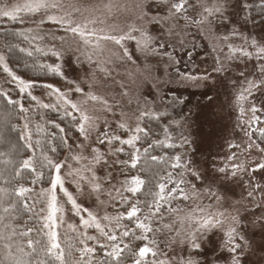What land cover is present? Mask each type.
Returning <instances> with one entry per match:
<instances>
[{"label": "snow or ice", "instance_id": "6c2138e0", "mask_svg": "<svg viewBox=\"0 0 264 264\" xmlns=\"http://www.w3.org/2000/svg\"><path fill=\"white\" fill-rule=\"evenodd\" d=\"M155 3L157 6L169 5V15L162 18L149 17L150 0H136L135 7L140 13L139 19L146 20L147 23L167 25L168 21L177 19V13L186 12L189 6L194 11L197 8L202 10L198 19L188 15H184L182 19L185 22L184 27L191 22L213 37V51L217 53L212 69L215 77L212 74H205L184 76L182 79L208 87L209 81L215 85L220 82L219 76L233 73L232 84L235 89L233 108L240 114L238 121L240 131L250 138L252 133L245 125L250 127L251 124L260 121L257 113L264 110V102L259 107L254 102L257 94L264 96V36L242 37L243 43L236 46L229 40V36L215 33L213 19L224 17L227 0H214L212 3H209V0H195L194 4L192 0H181L180 3L155 0ZM104 8L108 9L110 14L111 5H104ZM52 9L63 12V15L57 17L49 14V10ZM41 10H44V15L41 16L38 27L46 23V17L47 21L61 26L62 30L70 33L73 38L78 36L83 39L86 30L87 35H95L96 29H88V24L105 23V20L98 17L84 24L78 22L74 19L73 13L81 12V9L73 3V0H65L63 3L61 0H26L24 4L14 8L0 9V18L22 21L19 13L36 14ZM180 27L178 23H172L166 30L170 35L179 36L175 29ZM100 32L103 34L91 54L82 53L88 55L89 60L92 59V55L99 57L105 51L109 53L106 59H98V65L110 62L113 57L131 59L123 43L125 40H135L137 49L146 56L158 54L157 49L152 46L156 37L149 33L147 27H132L118 35L109 34L102 28ZM135 32L140 33L139 37L133 34ZM49 35L53 40L57 39L55 33ZM232 35L240 34L233 30ZM100 41L111 42L117 46V49H105ZM73 42L74 40L60 38V47L67 46L66 50L69 51L79 50V46L73 49ZM84 43L87 44L88 41L84 40ZM179 43L183 45L184 41L179 40ZM8 47L12 46L8 45ZM160 47L165 48L167 45L161 44ZM225 48L229 50L228 55L224 54ZM54 49L55 45L49 51L52 56L59 58L60 52ZM35 51L40 52L41 49L36 48ZM47 54L44 53L45 56ZM27 55L31 57L32 52H27ZM249 62H253L250 68ZM33 66L37 73L60 75L59 65L53 66L34 61ZM0 69L7 74L10 82L16 84L17 94L20 96V99H13L9 92L0 88V98H3L13 110L12 113L6 112L0 119V144L7 145L6 151H0V251L3 253V264H126V257L130 259L131 264H144L143 258L146 255L151 253L156 256L159 249L153 250L152 247L140 246L134 242L147 240L148 233L161 231L152 224L161 213L162 202L167 203L175 199L176 193L185 200L189 198V192H186L181 185L191 184L190 193L197 194L196 184L186 178L185 172L196 180L201 179L197 171L190 167L186 168L181 163L182 155L168 158L151 154V150L156 147L168 149L183 146V144L165 142L173 140L168 127L163 129L165 140L149 139L151 129L142 126L141 121L144 118L158 119L163 117L164 113L148 106L147 101H144V107H140L138 103L131 114L124 108L117 113L107 100L91 93L74 102L67 93L52 82L42 81L38 76L22 78L16 75L9 68L2 54H0ZM100 70L103 72L104 68L101 67ZM36 88L41 90V95L48 97L47 102L34 94L33 90ZM81 91L79 86L74 88L76 93ZM122 95L127 96V93ZM25 98L30 101L29 106L23 103ZM89 100L98 101L102 107L90 112L85 106ZM128 103L131 104V101L129 100ZM37 109L61 113L58 117L60 120L70 118L74 133L62 127L60 123H56L55 117L46 118L43 113L40 115V120L33 121L29 114ZM108 113L113 116L112 123L109 122ZM13 119L17 122L13 123ZM5 129L18 132V139L23 143L14 144L7 140L3 135ZM73 135H76V141H72ZM260 135L264 141V128L260 129ZM184 143H187L186 138ZM253 148L264 154V143L251 141L248 144L249 156ZM61 149L64 150L63 153L60 152ZM141 150L146 160L156 162L159 167H141ZM61 154L63 159L60 158ZM169 163L172 169H184L179 172V179L173 180L172 173L163 167L164 164ZM233 168L235 169L231 172L233 178L236 177L237 172H245L251 177L250 188L253 187L257 172L261 173L260 179L264 180L262 161H249L248 165H233ZM218 172L226 173V169L221 167ZM165 177L167 182L173 183L171 189H167V183L163 182ZM66 183H71L74 191H69ZM150 185L158 191L153 192ZM261 188L262 185L256 182L253 190ZM143 189H147L151 199H140ZM248 195L251 197L252 192L250 191ZM85 197L94 198L95 211L84 206ZM216 199L219 201L221 198L217 196ZM109 209L112 211L109 212ZM69 213L78 217L77 224L67 223L66 216ZM25 215L30 220L39 221V227L28 226L23 219ZM160 219L163 217L161 216ZM229 220L233 225L237 223V217L218 213L216 217L204 219L198 231L223 227L225 221ZM65 224L67 228L61 237L58 229ZM163 227L172 230L171 225ZM88 229H95L96 234H89ZM236 232L237 229L232 226H229L225 232L228 237L226 247L230 253H236L241 249L240 244L233 243ZM33 233L36 235L34 236ZM180 235L181 233L177 231V237ZM190 236L191 247L200 248L201 245L196 242L197 237L191 233ZM156 242L155 239L150 241L151 244ZM171 242L183 244L184 240ZM245 243L247 244V241ZM97 249L103 251V257L97 258ZM152 264H170V261L154 260ZM174 264H200V262L192 258H181ZM231 264H242L240 256L233 255Z\"/></svg>", "mask_w": 264, "mask_h": 264}, {"label": "rangeland", "instance_id": "374dc122", "mask_svg": "<svg viewBox=\"0 0 264 264\" xmlns=\"http://www.w3.org/2000/svg\"><path fill=\"white\" fill-rule=\"evenodd\" d=\"M25 2L26 0H4L0 2V9H11ZM171 2L180 3L181 0H170ZM212 2L214 0H209V3ZM73 3L81 9V12L73 13L74 19L78 22L84 24L95 17L105 20L104 24H88V29H96L95 35H87L86 30L83 39L78 36L73 38L70 33H65L61 26L47 21L46 17V23L38 27L44 10L36 14L19 13L20 17L27 18L26 27L30 30L29 36H36L37 39L34 41L44 53H48L44 58L46 62L53 66H60L62 81L50 79L49 82L60 87L74 102L85 98L87 93L97 95L107 100L117 113L124 108L131 114L138 103L140 107H144V101L158 112L169 114H172V111L176 112L178 119H171L170 130L173 129L174 133H178L177 135L181 138L184 134L188 138L187 145L181 149L179 155L184 157L183 165L186 168L190 167L201 176L200 180H196L185 172L186 178L196 184L197 194L190 193L191 184L183 185L185 191L189 192V198L185 200L176 193V198L172 199L174 206L177 200L180 205L175 212L173 211L170 218L160 224L161 228L156 227L162 231L158 236H166L164 240L161 239L162 246H156L159 252L154 260L168 259L170 264H174L181 258H192L198 260L200 264H231V257L239 255L242 264H264V180L260 179L261 173L257 172L253 187L250 188L251 177L247 173L237 172L235 178L231 175V172L235 170L233 165H248L249 161L264 162V154L253 148L249 156L248 149L251 141L258 144L264 143L260 135V129L264 128V116L259 124L253 123L250 127L245 125L252 133L250 138L240 131L238 122L240 114L233 108L235 103L233 73L219 76L220 82L215 85L209 81L208 87L195 81L182 79L184 76L205 74H212L215 77L212 69L217 53L213 51V37L191 22L184 27L185 22L182 19L184 15L198 19L202 10L197 8L194 11L189 6L186 12L176 14V20L168 21L165 25L164 23H147L146 20L139 19L140 13L135 7L136 0H73ZM192 3L194 4L195 0ZM104 5H111L110 14ZM243 8L244 0H227L224 17L213 19L215 33L229 36V40L236 46L243 43L242 37L264 36V26L255 28L253 23H248L242 13ZM68 10L71 11V9ZM49 14L58 17L63 15V12L52 9L49 10ZM168 15L169 5L157 6L155 0H150L149 17L162 18ZM5 20L7 19L0 18V24ZM172 23H178L181 26L175 29L179 36H173L167 32V26ZM132 27H147L149 33L156 37L152 46L157 49V55L146 56L141 53L136 47L135 40L123 42L131 59L113 57L110 62L98 65V59H106L109 53L105 51L99 57L92 55L91 60L88 59V55L82 54H91L99 37L103 34L100 32L101 28L109 34L118 35ZM233 30L240 35L233 36ZM50 33H55L57 39L53 40ZM133 34L137 37L140 35L139 32ZM60 38L74 40L72 47L76 49L79 46V50L69 51L66 50L67 46L61 48ZM84 40L88 43L85 44ZM179 40H183L184 44L181 45ZM100 43L105 49H117V46L111 42L100 41ZM161 44L167 47L161 48ZM53 45H55L54 50L60 52L59 58L52 56L49 51L53 49ZM0 54L4 55L1 49ZM224 54H229L227 48L224 49ZM5 61L13 71L6 57ZM252 63L249 62V68ZM101 67L104 68L103 72L100 70ZM13 72L19 75L16 71ZM77 86L82 89L80 93L74 92ZM0 88L9 93L12 91L18 93L16 84L10 82V78L2 69H0ZM33 92L45 102L48 101L47 96L41 95L39 88L34 89ZM124 93H127V96H123ZM129 100L131 104L128 103ZM254 102L259 107L264 102V96L257 94ZM85 106L90 112L102 107L98 101L91 100ZM261 112L264 113V110ZM107 116L112 123V114L108 113ZM183 141L184 138L181 142ZM232 145H239V147H232ZM221 167L226 169V173L218 172ZM181 171L184 169L179 170ZM256 182L262 185L261 189L253 190ZM169 185L171 184L167 182V189H171ZM66 187L69 191H74L71 183H66ZM250 191L251 197L248 195ZM217 196L221 198L219 201L216 199ZM83 204L93 211L96 210L94 198L85 197ZM218 213L237 217V223L233 225L229 220L225 221L223 227L198 231L204 219L216 217ZM219 218L224 219V217ZM66 220L67 223H78V217L72 216L71 213L66 216ZM164 225H171L172 230L164 229ZM229 226L237 229L233 243L240 244L241 249H238L236 253H230L226 247L228 237L225 232ZM64 228H67V224L61 226L58 231ZM177 231L181 233L179 237H177ZM190 233L197 237L196 242L201 245L200 248L191 247ZM180 239L184 240L183 244L171 242Z\"/></svg>", "mask_w": 264, "mask_h": 264}, {"label": "trees", "instance_id": "16d2710c", "mask_svg": "<svg viewBox=\"0 0 264 264\" xmlns=\"http://www.w3.org/2000/svg\"><path fill=\"white\" fill-rule=\"evenodd\" d=\"M2 1H4V0H0V2H2ZM242 13L244 14L246 21L248 23H253V27L256 28V27L264 26V1L263 0H244V8H243ZM21 18H22V21L5 20V21L1 22V24H0V49L3 51L10 67L13 69V71H16L23 78L37 77L38 76V78L42 81L49 82L50 79H53L55 81H58V80L62 81L61 76L56 75L54 73H48V74L37 73L36 68L33 66V62L39 61L41 63L48 64L46 62V60L44 59L46 56L44 55V52L42 50L40 52L35 51L36 48L41 49L37 45V43L34 41L37 38H36V36H33V35L29 36L30 30H28V28L26 27L27 26L26 25L27 18L26 17H21ZM17 33H21V35H17ZM25 36H27V39H25ZM8 45H11L12 47H8ZM20 49H24L25 51H21ZM29 51L32 52L31 57H29L27 55V52H29ZM10 95L13 99H20V96L17 95V92H15V91L10 92ZM23 103L25 104V106H29L30 101L27 98H25L23 100ZM6 112L12 113L13 110L11 109L10 106H8L6 104V101L3 98H0V119H2L5 116ZM41 113H43L46 118L55 117L56 123H60L62 127H65L74 133L75 130L71 128L70 118H65L64 120H60L58 118L61 113H56V112H52V111H48V110H44V109H37V110H34L33 112H31L29 115L31 116V119L33 121H38V120H40ZM236 114L237 113L235 111V115ZM13 115H14V113H13ZM257 115L260 116V121L257 122L259 124V123H261V119L264 116V113H262V112L257 113ZM238 117L240 118V115ZM176 118L178 119L176 112L172 111V114L164 113V116L159 117L158 119L144 118L141 121V124H142V126L151 129V136L149 137V139L159 138L160 140H165V134H164L163 129L165 127H168L169 129H171L170 128V121H171V119L173 120ZM245 119H247V117H245ZM12 122L16 123L17 120L13 119ZM49 128L51 130L50 125H49ZM174 132L175 131L173 129L170 130V133L173 137V140L172 141H165V142L175 143L176 145L184 144L182 147L168 148V149H164L162 147H156V148L151 150V154L152 155L165 156L168 158H170L174 155H179V152L181 151V149H183V147H185V145H187V143H188V142L184 143V141L182 143L181 140L183 138H186V140H187L188 138H187V135H185V134L181 138L180 135H177L178 133L176 134ZM3 135L6 136L7 140L11 141L14 144L15 143H19V144L23 143L22 141H19V139H18V135H19L18 132L9 131V130L5 129L3 131ZM75 140H76V135H73L72 141H75ZM145 146H147V145H145ZM6 150H7V145L6 144H0V151H6ZM63 151H64L63 149L60 150L61 153H63ZM60 158L63 159L62 154H61ZM183 160L184 159H182V161H181L182 164H183ZM140 166L146 167V168L147 167H152V168L159 167V165L156 162L146 160L144 158L143 151H142V159L140 161ZM163 167L167 168V170L172 173L173 180L179 179L178 174H179V170H181V169H172L170 163L164 164ZM163 182L167 183V177H165ZM169 183L170 182H168V184ZM170 184L171 185H169V186L172 188L174 185H173V183H170ZM37 187H39V186H37ZM150 187L152 188L153 192L158 191V189L155 188L154 186L150 185ZM181 187L183 188V185ZM140 199H151V196H149L147 193V189L142 190V195L140 196ZM175 203H176V206L173 205L174 201L172 199L167 203L162 202L161 213L158 214L156 221L152 224V226L154 228H156V227L161 228L160 224L172 216L173 211H170V210H174V212H175L177 210V206L180 205L179 204L180 202L178 200H177V202L175 201ZM109 212H111V209H109ZM161 216L163 217V219H160ZM23 219L28 224V226L39 227V223H40L39 221L30 220L27 215H25L23 217ZM155 223H157V225H155ZM65 230H66V228H64L63 230L62 229L59 230L61 237H63ZM88 233L89 234H96L95 229H88ZM160 233H162V231L159 233H148L147 234L148 235L147 240L135 241L134 243L138 244L140 246H149V247H152L153 250H156L157 245L159 247L162 246L161 245V243H162L161 239L164 240V238L166 236V235L165 236H158ZM33 235L35 236L36 233H33ZM69 235H71V233H69ZM167 235H168V233H167ZM153 239H155L157 241L156 244L150 243V241ZM96 256H97V258L103 257V251H101L100 249H97ZM156 256H158V254ZM156 256H153L151 253H149L148 255H146L143 258L144 264H152V262L154 261V258ZM0 264H3V253H2V251H0ZM126 264H131L130 259H127V257H126Z\"/></svg>", "mask_w": 264, "mask_h": 264}]
</instances>
